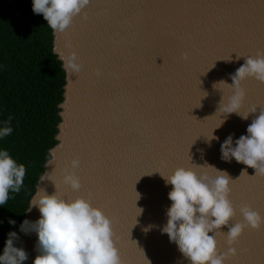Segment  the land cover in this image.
<instances>
[{
  "label": "water",
  "instance_id": "1",
  "mask_svg": "<svg viewBox=\"0 0 264 264\" xmlns=\"http://www.w3.org/2000/svg\"><path fill=\"white\" fill-rule=\"evenodd\" d=\"M54 33L58 56L75 51L82 69L66 73L58 143L46 164L48 179L37 186L54 192V182L78 158L81 189L61 190L89 197L112 217L124 264H190L161 231L172 203V185L161 173L178 166L229 174L233 223L243 220L241 205L264 214V178L234 158H221V143L246 135L259 106L247 119L222 114L223 93L232 90L217 88L221 81L233 83L232 74L245 63L234 49L264 52V0H91L66 31ZM243 87L241 111L264 108V83L249 78ZM212 135L219 139L209 140ZM39 217L33 207L25 219ZM219 234L220 250L227 251L226 233ZM20 235L18 246L29 255L24 264H33L38 236ZM235 247L229 264H264V227L246 228Z\"/></svg>",
  "mask_w": 264,
  "mask_h": 264
},
{
  "label": "clouds",
  "instance_id": "2",
  "mask_svg": "<svg viewBox=\"0 0 264 264\" xmlns=\"http://www.w3.org/2000/svg\"><path fill=\"white\" fill-rule=\"evenodd\" d=\"M90 2L32 0V10L35 14H42L54 32H64ZM244 57L245 63L231 76L233 83L221 81L217 84L219 89L218 86L224 84L232 90L227 97L223 93L218 111L222 114L238 113L247 119L249 114L258 111V107L248 112L241 111L247 96L243 82L254 78L264 83V52ZM59 58L69 75L81 71L82 64L75 51L61 53ZM12 119L9 116L0 126V140L12 134ZM212 139L219 138L212 135L209 140ZM221 158L228 162L234 158L238 163L254 168L255 175L264 176V108L259 107V114L247 127L246 135L238 139H234V135L226 137L221 143ZM79 163L78 158L71 160L73 170H64L60 183L54 182V192L49 194L37 186L30 200L28 211L36 207L40 217L35 222L25 219L20 224V231L35 232L38 236V255L33 264H124L116 243L112 217L89 197H69L61 190V186H69L73 191L81 189V178L74 171ZM215 169L216 174L210 175L178 166L171 174H161L166 184L172 185L168 193L172 203L167 209L168 219L161 231L179 246L190 264H229L230 258L238 254L235 245L245 229L264 227V214L250 205L240 206L239 213L243 220L233 223L237 216V207L230 198L234 180L226 171ZM25 175V165L18 163L7 149H0V206L7 203L10 193L21 191ZM46 179V176H42L40 181ZM8 223L15 225L16 221L9 218ZM225 226L228 227L227 232L223 231ZM152 227L149 225L145 231ZM221 232L226 233L227 251H221L219 247L217 235ZM18 239L16 231L8 233L0 254V264H24L29 259L26 250L17 246Z\"/></svg>",
  "mask_w": 264,
  "mask_h": 264
},
{
  "label": "trees",
  "instance_id": "3",
  "mask_svg": "<svg viewBox=\"0 0 264 264\" xmlns=\"http://www.w3.org/2000/svg\"><path fill=\"white\" fill-rule=\"evenodd\" d=\"M54 39L43 15L33 12L32 0H0V126L13 117V132L0 140V149L26 167L21 191L10 193L0 206V254L10 231L20 236V224L58 143L66 71ZM9 218L16 224L10 225Z\"/></svg>",
  "mask_w": 264,
  "mask_h": 264
},
{
  "label": "snow or ice",
  "instance_id": "4",
  "mask_svg": "<svg viewBox=\"0 0 264 264\" xmlns=\"http://www.w3.org/2000/svg\"><path fill=\"white\" fill-rule=\"evenodd\" d=\"M84 18H87V16L86 15H84ZM261 51H264V48H261ZM233 52H236V53H243L244 54V56H248V55H251V53L250 52H245L244 50H241V49H234V51ZM260 107V108H262V106L261 105H254V106H251V107ZM160 172L159 171V169L158 168H155L154 169V172ZM201 172H203V171H201ZM161 173V172H160ZM144 175L145 174H150V173H148V172H145V173H143ZM162 174V173H161ZM256 176H259V177H261V178H264V176H262V175H259V174H257ZM233 183H234V181H233ZM219 236H221V234H218V237Z\"/></svg>",
  "mask_w": 264,
  "mask_h": 264
},
{
  "label": "rangeland",
  "instance_id": "5",
  "mask_svg": "<svg viewBox=\"0 0 264 264\" xmlns=\"http://www.w3.org/2000/svg\"><path fill=\"white\" fill-rule=\"evenodd\" d=\"M19 244H22V235L19 236V240H18Z\"/></svg>",
  "mask_w": 264,
  "mask_h": 264
}]
</instances>
